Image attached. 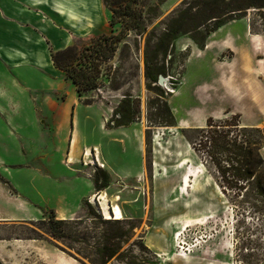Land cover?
<instances>
[{
	"label": "rangeland",
	"instance_id": "374dc122",
	"mask_svg": "<svg viewBox=\"0 0 264 264\" xmlns=\"http://www.w3.org/2000/svg\"><path fill=\"white\" fill-rule=\"evenodd\" d=\"M182 1L142 0L145 30L129 32L114 58L102 65L99 87L82 98L69 78L44 73L46 83L26 88L22 74H30V66L7 67L5 77H0L2 87L17 100L21 99L12 82L27 89L30 105L20 101L24 114L17 117L16 140H6L4 167L12 181L0 167V183L23 206L16 211L0 199V214L28 218L0 221V239L37 250L28 249L26 257L18 253L14 264L62 262L38 251L29 243L33 239L54 253H64L68 264H103L102 250L114 247L119 252L105 264H264V205L254 197L247 202L236 189L224 193L215 165L191 143L198 142L195 129L204 128L209 117L223 121L237 115L233 123L238 120L241 127L264 132L263 22L250 11L211 34L202 48L181 36L173 69L165 77L168 84L158 83L169 94L177 125L150 126L148 103L154 94L147 89L144 57ZM150 6L156 7V15L147 11ZM68 7L73 10L71 2ZM101 13L94 29L88 30L77 21L63 24L60 14L44 4L0 0V33L12 34L20 27L28 37L43 35L50 43V36L62 30L60 40L51 39L54 48L49 44L52 57L110 33L111 12L104 0ZM41 24L48 32L37 29ZM126 94L139 98L140 112L130 126L115 128L108 121ZM66 101L69 114L67 122L65 116L59 121V131L49 113ZM27 108L35 115L32 125L25 121ZM74 121L79 134L72 158L80 161L69 162ZM101 170L109 174L110 183L97 190L94 181L99 174L103 177ZM104 201L108 210L119 205L124 218L106 219ZM61 210L69 218L60 220L70 222L58 229L61 237H55L50 219L67 217Z\"/></svg>",
	"mask_w": 264,
	"mask_h": 264
},
{
	"label": "trees",
	"instance_id": "16d2710c",
	"mask_svg": "<svg viewBox=\"0 0 264 264\" xmlns=\"http://www.w3.org/2000/svg\"><path fill=\"white\" fill-rule=\"evenodd\" d=\"M141 1L104 0L111 12L112 31L90 38L81 49L68 46L52 54L54 65L72 81L79 98L99 87L102 65L114 58L120 43L129 32L142 33L145 30V10ZM147 11L156 15V7L150 6ZM250 11L255 12L263 22L264 31V0H183L172 12L163 24L153 50L144 57L147 89L154 94L148 103L150 126L177 125V119L168 103L169 94L158 85L159 77H166L173 69L177 40L181 36H188L202 48L211 34L234 20L245 18ZM172 83L175 87L176 84ZM139 112V98L126 94L108 124H113L115 128L128 127L138 118ZM237 117L235 115L232 119ZM232 119L216 121L209 117L204 128L195 129L200 135L198 142L191 143L196 152L208 156L215 165L224 193L227 189H236L243 193L247 202L254 197L252 199L257 204L264 205V132L260 128L241 127L238 120L233 123ZM100 173L103 177L99 174L94 181L97 190L108 187L110 183L109 174L105 170ZM69 222L53 216L50 219L51 233L61 237L58 236V229ZM119 249L114 247L107 252L102 250L103 264L113 258Z\"/></svg>",
	"mask_w": 264,
	"mask_h": 264
},
{
	"label": "crops",
	"instance_id": "0c3cea01",
	"mask_svg": "<svg viewBox=\"0 0 264 264\" xmlns=\"http://www.w3.org/2000/svg\"><path fill=\"white\" fill-rule=\"evenodd\" d=\"M28 6H36L37 4H44L50 7L53 11L60 14L63 24L69 26L70 22L77 21L79 22L82 27L88 30H92L95 27V23L100 19L101 16V0H56L54 4L50 2V0H25ZM72 4V11L69 9V3ZM83 3V4H82ZM84 3L87 4V8L85 7ZM81 6V7H80ZM65 26V25H64ZM20 27H16L13 29L12 34L11 32L3 31L0 33V77H5V70L7 67L10 68H21V67H32L30 74H22L23 82L27 85L26 88H35L39 85H43L47 81L44 78V74H49L57 78H68L66 77L65 72L61 69L57 68L52 60L51 51L49 49V44L53 47L51 39L56 37L58 40L61 38L59 37L58 33L62 32V30L53 33L50 36V43L47 42V39L43 35L37 34L35 37H28L26 33L24 34L22 30L19 29ZM37 29L42 32H48V29L44 27V24H41L37 27ZM20 30V31H19ZM218 31V30H217ZM64 32V31H63ZM15 35H17L18 39H15ZM67 35V33H66ZM24 42V44L20 43ZM63 46V45H59ZM58 46V47H59ZM57 47V48H58ZM54 48V47H53ZM207 48V46H206ZM56 49V48H55ZM58 72L63 73L58 74ZM42 73V74H41ZM13 87L17 94H19V98L21 100H17L18 96L15 94L10 93L4 87H2L0 82V167L4 168L3 171L7 172L8 178L12 181V175L8 169H5L4 165L8 163L6 160V140L9 142H15V130L18 128L17 117L23 116V108L21 103L24 102L25 104L29 105L28 99V91L23 87L19 86V84L15 81L12 82ZM21 101V103H20ZM65 106L60 110L51 109L49 113V118L52 124L58 125V130L60 131L59 121L62 120L65 116L66 122L69 114V105L68 102H65ZM27 115L29 116L28 119L25 118L27 124L32 125V120L35 119L34 113L27 108ZM58 118V121L54 119ZM73 121V120H72ZM71 129H72V138H71V146L69 143V162H76L80 160H74L72 158V154L76 145L74 147V135L75 132L79 134V129H75V121L73 122ZM66 123L64 126V132ZM73 146V147H72ZM75 153V152H74ZM16 187V184H14ZM0 199L2 203L8 206H13L16 211H20L23 206L20 202H18L17 197L11 193H9L5 187L0 183ZM94 198H91V201ZM18 202V204H15ZM61 203V202H60ZM63 211V210H61ZM60 212V211H59ZM65 212V211H63ZM38 214V213H37ZM35 214V216H37ZM67 217H59L58 219H67L69 215L67 212ZM23 219H28L27 216L24 215H2L0 214V221H9V222H17ZM30 219V218H29ZM3 239H0V263L2 264H14L15 260L14 257L17 256L18 253H23L24 257H26V252L29 249V244H22L19 243H12L7 242ZM32 243L38 251H42L45 253H49V255L54 256V262H58L59 264H68L70 263L69 259L65 256H62L64 253H54L46 245L41 244L39 241L33 239L29 240V243ZM25 247V248H23ZM23 249V250H21ZM34 249H29L28 251H32ZM37 253V250H34Z\"/></svg>",
	"mask_w": 264,
	"mask_h": 264
},
{
	"label": "bare ground",
	"instance_id": "6f19581e",
	"mask_svg": "<svg viewBox=\"0 0 264 264\" xmlns=\"http://www.w3.org/2000/svg\"><path fill=\"white\" fill-rule=\"evenodd\" d=\"M224 27L220 28L219 31L223 30ZM209 47L210 46H207V48H209ZM77 140H78V133L75 132L74 141H73L74 147L77 144ZM104 208H105L106 219H114L115 220V219H123L124 218L122 215L123 214L122 210H121L119 205H113V207H109V210H108V205L106 204V201H104Z\"/></svg>",
	"mask_w": 264,
	"mask_h": 264
},
{
	"label": "water",
	"instance_id": "95a60500",
	"mask_svg": "<svg viewBox=\"0 0 264 264\" xmlns=\"http://www.w3.org/2000/svg\"><path fill=\"white\" fill-rule=\"evenodd\" d=\"M158 83L160 86H166L168 84V79L161 75Z\"/></svg>",
	"mask_w": 264,
	"mask_h": 264
}]
</instances>
